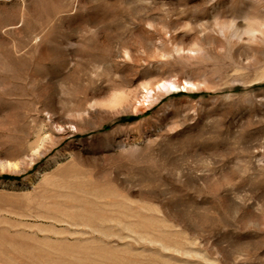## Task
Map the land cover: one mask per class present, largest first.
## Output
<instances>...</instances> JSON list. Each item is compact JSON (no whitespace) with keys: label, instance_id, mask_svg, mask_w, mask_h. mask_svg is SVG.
I'll return each mask as SVG.
<instances>
[{"label":"rangeland","instance_id":"1","mask_svg":"<svg viewBox=\"0 0 264 264\" xmlns=\"http://www.w3.org/2000/svg\"><path fill=\"white\" fill-rule=\"evenodd\" d=\"M0 264H264V0H0Z\"/></svg>","mask_w":264,"mask_h":264},{"label":"bare ground","instance_id":"2","mask_svg":"<svg viewBox=\"0 0 264 264\" xmlns=\"http://www.w3.org/2000/svg\"><path fill=\"white\" fill-rule=\"evenodd\" d=\"M173 87H176L175 85L172 84ZM185 88V87H184Z\"/></svg>","mask_w":264,"mask_h":264}]
</instances>
